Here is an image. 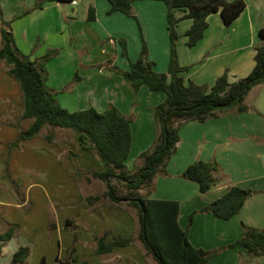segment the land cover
Masks as SVG:
<instances>
[{
  "label": "crops",
  "instance_id": "crops-1",
  "mask_svg": "<svg viewBox=\"0 0 264 264\" xmlns=\"http://www.w3.org/2000/svg\"><path fill=\"white\" fill-rule=\"evenodd\" d=\"M74 1L77 4H73ZM74 1L49 2L42 9H36L38 0H0V6L4 19L11 22L14 42L22 55L36 61L50 51L56 52L46 66L47 85L53 90L61 107L70 112L91 107L104 112L110 105H114L131 119L133 141L127 167L133 171L141 160L140 155L153 146L158 133L154 109L166 96L162 92H152L147 87H142L136 94L123 76L111 71V68L129 70L130 61L135 62L141 53L144 38L150 60L156 64L155 70L159 73L168 71L171 42L167 6L160 0L136 1L133 3V13L137 21H133L132 17L120 12L108 15L111 8L108 0ZM81 2L84 5L78 8ZM245 2L246 9L230 28L225 26L220 13L209 16V28L205 37L195 47L188 46L186 36L193 21L186 19L180 22L177 29V52L180 65L191 68L183 74L187 84L194 82L212 86L224 73H228L229 81L233 83L252 72L256 48L263 43L259 33L264 29V0ZM91 6L95 8L94 21L88 20ZM182 15L178 14L179 17ZM130 36L136 37L137 42L134 50L128 44L129 58H123L119 39ZM98 49L104 55L102 58L94 57V52ZM8 70L6 63L0 61V184L7 182L2 178L5 167L9 168L11 176L17 182L26 185L27 174L33 169L38 172L39 162H43L46 169L40 166L42 173L39 171L37 174L48 173L56 180L62 176L67 179L69 177L75 189L68 191L64 198L61 195L55 199L65 209L57 214V226L51 233L52 243H56L53 245V261L50 262L46 256L41 260L44 258L47 264H55L58 256L65 261L67 251L75 246L77 252L74 257L77 261L74 264H118L119 260L121 264H150L140 254L141 249L134 245L117 247L112 253L103 256L96 254V236H106L107 243L114 242L117 237L130 238L134 233L131 228L136 227L138 219L136 214L120 210L119 205L112 209L108 205H100L102 199L88 208L85 202L91 194L86 196L85 202L82 201L83 193L77 189L72 177L73 171L74 174L76 171L74 165H79L85 171L99 172L104 171V166L83 149H75L77 135L74 131L55 128L56 131H69L66 133L71 136L72 141L57 142L54 139L50 142L45 136H41L10 148L19 132L27 130L32 121L22 118L23 98ZM241 117L240 114L229 112L206 123H185L180 130L181 141L177 145V151L166 167L168 176H159L155 180L150 198L179 202L178 222L183 230L188 229L192 213L223 197L230 186L260 192L250 197L241 212L230 220L219 219L210 213H198L188 229V238L199 249L211 251L229 246L243 236V224L264 229V166L260 163L264 154V136L245 122L237 127L236 123L241 121ZM68 152H73L72 159L61 162V156ZM251 158L255 164L250 163ZM197 161H216L225 181L210 192L202 194L198 184L180 177L189 165ZM131 162L133 168L130 166ZM32 185L33 182L27 189ZM0 199L11 200L14 206H20L15 196L3 192L1 188ZM70 200L78 202L71 204ZM90 209L93 211H88ZM43 214V226L48 227L46 209ZM73 217H78V221H83L90 229L88 232L77 228V243H74L75 232L65 227L66 220L71 221V227L79 226V222L75 224ZM60 233L68 235L67 244H62L58 235ZM20 235L18 231L12 239L18 248L14 254L21 247L30 248L28 239H33L36 244L34 238L19 240ZM62 239L64 240L63 236ZM44 241L45 238L41 243ZM9 242L2 246L0 258L4 256ZM208 264H264V255L252 258L245 249L231 248L212 257Z\"/></svg>",
  "mask_w": 264,
  "mask_h": 264
},
{
  "label": "trees",
  "instance_id": "trees-1",
  "mask_svg": "<svg viewBox=\"0 0 264 264\" xmlns=\"http://www.w3.org/2000/svg\"><path fill=\"white\" fill-rule=\"evenodd\" d=\"M74 0H38L36 9H42L46 3H71ZM111 8L108 15L120 12L134 19L133 3L140 0H108ZM167 6L168 31L170 35V63L166 73L155 70V62L150 60L148 45L143 38L142 50L138 59L130 61L129 70L118 67L111 71L123 76L136 94L142 87L152 92H162L165 100L154 109V118L158 133L151 150L140 155L143 166L135 173L127 167L132 148L131 119L121 113L114 105L100 112L94 107L86 110L70 112L61 107L55 98L53 90L47 85L48 62L54 58L56 52L50 51L42 58L31 61L17 49L11 22L4 19L0 6L1 19V49L0 61L9 67L8 73L20 85L23 98V115L25 120L32 123L27 130L20 131L18 138L10 148L18 147L22 142L30 141L39 136L45 127L62 128L74 131L77 141L83 151L96 157L104 166V171L90 172L93 179L105 183L106 191L102 196L86 198L89 208L102 198H108L119 205L127 203L137 210L139 239L145 251L158 264H208L209 260L221 251L231 248L247 250L252 258L264 255V229L254 228L243 224V236L227 247L206 251L194 247L188 238V229L198 213H210L222 220H230L238 215L246 201L260 192L230 186L227 193L213 201L200 211H195L189 218L188 229L183 230L178 222L180 204L177 201L152 199L155 180L159 176H168L166 167L177 151L181 141L180 130L185 123L207 121L219 118L227 110L237 114L246 113L249 107L246 98L250 92L264 82V29L260 31L263 43L256 48L255 67L244 78L231 83L228 73L220 76L212 86L185 82L183 74L190 67H182L179 63L177 43L179 40L178 25L181 21L191 19L192 26L186 32L188 46L195 47L204 37L209 28L208 18L212 14L220 13L224 24L230 28L235 20L247 7L245 0H160ZM182 13V16H178ZM96 18L95 8H89L88 20ZM121 55L129 58L128 45L125 39H119ZM46 139L53 141L50 134ZM222 169L216 161H197L189 165L181 174V178L198 184L202 194L210 192L225 180L221 176ZM122 184L126 192L120 193L114 186V181ZM146 191L147 196L141 195ZM66 220L65 227L72 224ZM78 226L72 230L74 243L79 240L76 234ZM18 229L12 225L5 233L0 234V255L2 246L11 241ZM49 229H56L51 224ZM133 243L130 238L117 237L114 242L107 243L106 236L97 239L96 254L103 256L110 254L117 247H127ZM77 249L72 246L67 251V259L56 257L55 264H74ZM30 249L21 247L12 258L11 264H28ZM41 264H47L46 259ZM83 264H88L83 262Z\"/></svg>",
  "mask_w": 264,
  "mask_h": 264
},
{
  "label": "rangeland",
  "instance_id": "rangeland-1",
  "mask_svg": "<svg viewBox=\"0 0 264 264\" xmlns=\"http://www.w3.org/2000/svg\"><path fill=\"white\" fill-rule=\"evenodd\" d=\"M83 2V1H82ZM81 2L80 6L78 8H81L84 4ZM135 15V14H133ZM133 21L136 19L132 18ZM127 40V45L130 43L131 50L135 48L136 45V37L132 38L130 36L129 38H125ZM146 41V40H145ZM147 43V42H146ZM139 44H141V39L139 37ZM120 46V45H119ZM104 55L101 53V49H98V51L94 52V57L96 58H102ZM11 77V76H10ZM16 85L18 86V89L22 95V91L20 88V85L18 82L11 77ZM246 104L249 107V111L246 113L240 114L241 121L236 123V126L242 122H245L246 125L251 126L254 130H256L259 134L264 136V82L255 87L250 94L246 98ZM231 113H234L230 111ZM229 113L227 110H225L220 117L225 116V114ZM237 114V113H236ZM219 117V118H220ZM48 130V131H47ZM71 131V130H70ZM66 132L69 131H62L57 130L55 128L51 127H45L38 137L45 136L50 134L52 136V139L57 142L60 141H72L71 136H69ZM53 142V141H52ZM77 143V144H76ZM75 143V149H82L81 145L76 141ZM149 151V150H148ZM146 151V152H148ZM144 152V153H146ZM143 154V153H142ZM73 152H68L61 156V162L66 161L67 159H72ZM250 163H254V160L251 158ZM244 162H242L243 164ZM262 166H264V154L262 156L261 162ZM248 164V163H247ZM255 164V163H254ZM253 164V166H254ZM133 162L130 163V166L132 167ZM8 166V164H6ZM46 169L43 162H39L38 170L40 171L42 168ZM143 166L142 159L137 164L136 167H132L133 171H130L131 173L137 172L141 167ZM27 167V166H26ZM25 167V168H26ZM29 168V167H28ZM75 174L73 171L72 177L75 180V185L77 189L82 192V201L85 202V198L88 194H91L90 196H95V194H99L102 196L104 194V191H106V185L104 182L92 179V176L90 172L92 171H85V169L81 168L79 165L75 166ZM38 171V172H39ZM37 169H33L27 174V180L25 183L26 185H23L22 183H19L16 181V178L11 176L9 172V168L5 167L4 171L2 173L3 180H6L7 182L4 184H0V188L5 193H11L13 196L16 197L17 203H19V207L14 206L12 204L11 200L8 199H0V234L5 233L12 225H18V229L16 234L20 235L19 240L22 238L28 239V238H34L36 241V244H34L33 239H28L30 244V257L28 259V264H40V260L43 256H46V258L51 262L53 261V249L55 248L53 245L56 243H52L51 236L52 231L49 229V226L51 224H56V216L59 213H62L65 209V206L59 204V202L55 201L56 198L61 197L64 198L68 191H74L73 183L65 177H58L56 180L53 175H41L42 171H40V174H37ZM55 174V171H53ZM87 178H91V180H87ZM69 180V182H68ZM33 182V185L29 188L28 186L30 183ZM59 182V183H58ZM114 186L117 188L118 192L125 193L126 189L125 187L117 182L116 180L113 182ZM23 186V187H22ZM64 193V194H63ZM141 195L147 196L146 191H141ZM108 198H102V200L99 202L100 205L103 204L108 205L111 209L116 206V204L112 203L110 200L108 201ZM71 204H77L78 201L76 200H70ZM86 203V202H85ZM99 205V206H100ZM88 207V206H87ZM89 208V207H88ZM99 208V207H98ZM46 209L48 213V227L43 226L42 218L44 216L43 210ZM120 210L129 211L132 214H136V217L138 219V213L137 210L128 205L127 203H121L119 204ZM90 212L93 211V209L88 210ZM29 215V216H27ZM47 216V214H46ZM75 224L78 223V228H81L84 231L90 232V229L87 224H85L83 221H78V217L72 218ZM136 219V220H137ZM74 227H70L68 230H74ZM132 230H134L133 235H131L130 239H132L133 244L137 249L140 250V254L145 256L148 260L147 263L150 264H158L151 255H148L147 252L144 249V246L139 239V225L138 220L136 227H132ZM78 231V229L76 230ZM104 233V232H103ZM107 234L109 232H106ZM61 238V242L64 245L67 244L68 235L61 233L58 234ZM62 236L64 237V240L62 239ZM103 236V235H101ZM101 236H96L94 238V241L97 242V239ZM45 238L44 243H41V240ZM125 238H128V236H125ZM27 242V241H26ZM16 242L12 240L9 242L8 247L5 251V254L3 257L0 258V264H11L12 257L14 252L18 249L16 248ZM57 252V250H56ZM124 256H128L126 254H123ZM127 258V257H126ZM121 264V261L119 260V263Z\"/></svg>",
  "mask_w": 264,
  "mask_h": 264
},
{
  "label": "built area",
  "instance_id": "built-area-1",
  "mask_svg": "<svg viewBox=\"0 0 264 264\" xmlns=\"http://www.w3.org/2000/svg\"><path fill=\"white\" fill-rule=\"evenodd\" d=\"M73 4H77V2H76V1H74V2H73Z\"/></svg>",
  "mask_w": 264,
  "mask_h": 264
}]
</instances>
